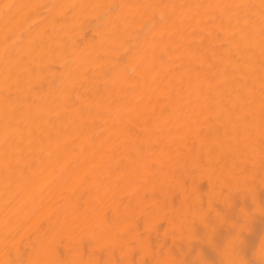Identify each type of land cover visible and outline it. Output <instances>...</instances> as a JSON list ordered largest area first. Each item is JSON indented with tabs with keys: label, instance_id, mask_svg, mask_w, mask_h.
Returning a JSON list of instances; mask_svg holds the SVG:
<instances>
[{
	"label": "bare ground",
	"instance_id": "1",
	"mask_svg": "<svg viewBox=\"0 0 264 264\" xmlns=\"http://www.w3.org/2000/svg\"><path fill=\"white\" fill-rule=\"evenodd\" d=\"M0 264H264V0H0Z\"/></svg>",
	"mask_w": 264,
	"mask_h": 264
}]
</instances>
